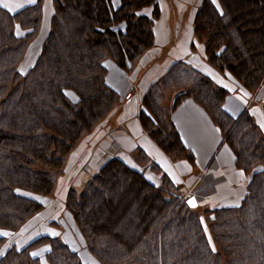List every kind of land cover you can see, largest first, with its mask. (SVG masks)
I'll list each match as a JSON object with an SVG mask.
<instances>
[{
    "label": "trees",
    "instance_id": "1",
    "mask_svg": "<svg viewBox=\"0 0 264 264\" xmlns=\"http://www.w3.org/2000/svg\"><path fill=\"white\" fill-rule=\"evenodd\" d=\"M50 1L49 25L23 72L41 29L42 0L15 11L0 6V233H9L0 235V264H89L61 234L26 225L44 209L77 144L121 99L106 82L105 59L134 71L154 45L161 13L160 0ZM193 9L188 49L197 53L202 40L205 62L254 93L264 83V0H200ZM228 94L197 64L175 57L141 92L137 117L165 155L193 164L171 118L183 98L192 99L248 176L242 199L198 214L175 193L176 180L164 175L157 185L109 154L84 188H68L64 199L98 264H264V134L249 110L235 117L225 111ZM261 102L264 115V96ZM44 245L43 259L33 255Z\"/></svg>",
    "mask_w": 264,
    "mask_h": 264
},
{
    "label": "crops",
    "instance_id": "2",
    "mask_svg": "<svg viewBox=\"0 0 264 264\" xmlns=\"http://www.w3.org/2000/svg\"><path fill=\"white\" fill-rule=\"evenodd\" d=\"M159 3L161 11H163L161 1ZM4 4L8 5L7 10L15 11L33 3L30 0H0V6L4 7ZM47 4L48 0H42L40 45L47 29V27L43 28L45 15L49 14L48 20L50 16ZM175 10L177 13L180 12L177 4ZM193 11L194 9H192L191 18ZM153 29L155 33V28ZM186 39L189 44L192 40L191 35L189 34ZM187 44L176 47L178 54L176 57L189 59L192 63L197 64L216 85L228 89L229 94L223 102L225 111L235 117L240 112L249 110L264 134L262 97L259 101L256 100L259 89L254 93L241 90L227 74L219 73L209 66L198 52L197 54L190 51ZM144 77L138 79V85L141 84ZM105 79L107 84L120 94L123 108L126 110V116L123 119L125 128L122 126L119 130L121 133L113 134L112 141L109 143L115 150L110 151L113 156L121 158L130 166L140 168L146 178L157 185L161 183L164 175L176 180L180 184V190L183 191L182 195L185 199L193 196L195 201H198V196L206 195L211 201H216L213 203L218 206L236 205L242 199L246 191L248 176L235 166L234 153L223 142L218 127L197 103L192 99H186L174 109L171 115L182 142L194 155L195 159L192 165L185 159L171 160L141 128L137 117L141 109V93L134 97L131 91L132 86L129 87L127 80L121 81V87H119L117 83L110 82L107 76ZM139 150L143 151L144 162H141L143 160L138 161ZM193 185H196L197 188H193Z\"/></svg>",
    "mask_w": 264,
    "mask_h": 264
},
{
    "label": "rangeland",
    "instance_id": "3",
    "mask_svg": "<svg viewBox=\"0 0 264 264\" xmlns=\"http://www.w3.org/2000/svg\"><path fill=\"white\" fill-rule=\"evenodd\" d=\"M160 1L163 6V11H161L153 26V28H155L154 45L150 49L146 50L141 60L137 62L136 67L134 68L135 70L133 69L134 71L127 73L118 68L110 59L106 58L104 61V64L107 66L106 76L108 80L113 84L117 83L119 87H121V81L127 80L129 87L130 85L132 86L131 91L133 92L132 95H134V97H137L139 93L145 89L147 83L151 79L158 76L163 67L167 66L170 63V60L178 55L176 51V47L178 45L186 46V38L189 34L192 35L191 12L192 9L199 4L200 0ZM176 4L178 10L180 11L179 13L175 10ZM47 8L48 11L51 10L50 0H48ZM48 15L49 14L45 15L46 17L43 22V28L49 25ZM40 33L42 32H39V36H37V38H35V40L28 47L26 57L20 64L19 70L22 72L35 61V57L40 46ZM202 44V40L198 41V47L196 49L203 57ZM143 76H145L144 79H142L141 84L138 85V79ZM258 89L259 92L256 100L259 101L260 98L264 96V84H262V86ZM69 94L70 97H75L71 92ZM186 99L190 98H183L176 105V107ZM169 101L171 100L168 98L164 99V102L166 103ZM125 116L126 110H124L122 99H120L118 103H116L115 110L112 111L108 120L102 121L98 128L92 131V133L88 136L83 137L77 144L74 151L71 155H69L64 170L59 174V183H57L53 194L42 199L45 204L44 209L35 216L31 217L26 225V228L29 229L28 232L37 231V229H44V231H52V233L61 234L62 238L67 240L71 247L80 252L81 258L85 263L98 264L96 259H94V257L86 249L81 236L77 233L73 220L65 208L64 199L68 188L74 187L78 191L83 189L85 184L91 179L92 175L97 172L99 167L98 165L101 164L102 158L109 156V154L112 155L111 152H113L112 150H114V147L112 146L111 148L109 143L112 141L113 134L121 133L119 130L122 126L125 128V120H123ZM196 171L198 172V170ZM158 185H162V182ZM193 188H197L196 185H193ZM175 193H179L183 198L182 194L184 193L180 190V187L177 191L175 190ZM213 202L216 201H211V199H209L206 195H200L198 196V201H196L195 207H191V209L198 214L203 213L205 208ZM220 202L222 204V201ZM50 221H54L56 224L54 229L49 226L48 222ZM47 249L48 245H44L35 249L33 253L39 255L41 259H43V254ZM223 260L224 259H222V262L224 263Z\"/></svg>",
    "mask_w": 264,
    "mask_h": 264
},
{
    "label": "snow or ice",
    "instance_id": "4",
    "mask_svg": "<svg viewBox=\"0 0 264 264\" xmlns=\"http://www.w3.org/2000/svg\"><path fill=\"white\" fill-rule=\"evenodd\" d=\"M30 2H31V3H35L36 0H30ZM213 3H215V0H213ZM3 6H4L5 8L8 7L7 4H4ZM21 6H22V5H21ZM188 203H189L191 206L195 207V202H194V200H189ZM201 222H203V220H202ZM0 235L7 236V235H9V233H7V232H3V233H0ZM209 244H211V239H209ZM212 250L215 251V248L213 247ZM33 255H35V253H34Z\"/></svg>",
    "mask_w": 264,
    "mask_h": 264
},
{
    "label": "water",
    "instance_id": "5",
    "mask_svg": "<svg viewBox=\"0 0 264 264\" xmlns=\"http://www.w3.org/2000/svg\"><path fill=\"white\" fill-rule=\"evenodd\" d=\"M189 200H194V202H195V205H196V201H195V199H194V197L193 196H190V197H188L187 199H186V203H187V205L188 206H190V207H193V206H191L188 202H189Z\"/></svg>",
    "mask_w": 264,
    "mask_h": 264
}]
</instances>
